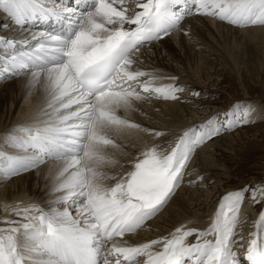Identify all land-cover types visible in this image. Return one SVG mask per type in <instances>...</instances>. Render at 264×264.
<instances>
[{"label": "snow or ice", "instance_id": "6c2138e0", "mask_svg": "<svg viewBox=\"0 0 264 264\" xmlns=\"http://www.w3.org/2000/svg\"><path fill=\"white\" fill-rule=\"evenodd\" d=\"M193 12L236 28L264 27V0H0V13L19 29L52 26L20 39L0 36V76H29L27 88L43 90L39 113L0 134V176L46 166L52 197L45 206L4 205L10 216L0 221V264H264V211L244 255L234 250L244 247L245 196L264 202V186L224 195L203 230L181 224L166 236L129 241L173 198L194 152L253 112L234 104L223 119L214 114L174 141L127 118L147 100L180 98L182 87L157 84L161 77L134 56L181 30ZM135 133L151 139L129 144Z\"/></svg>", "mask_w": 264, "mask_h": 264}, {"label": "bare ground", "instance_id": "6f19581e", "mask_svg": "<svg viewBox=\"0 0 264 264\" xmlns=\"http://www.w3.org/2000/svg\"><path fill=\"white\" fill-rule=\"evenodd\" d=\"M130 6L133 8L135 7L134 4ZM5 23L8 24V28L3 30L2 27ZM42 25H44V27H42ZM51 30L52 26L50 24L41 23L26 25L25 30H21L6 14L0 13V36H3L6 39H20L30 33L38 35L41 31ZM223 30L232 33L235 32L237 34L241 32H248V34L249 32H254L253 34L256 35L255 32H259L263 34L262 37H264V27L236 28L226 23L197 15L194 12V14L192 13L191 15L185 16L182 21L181 30L173 31L169 36L164 37L162 40L153 41L141 47L134 56V59L139 62L138 66L143 70L149 68L150 70L148 71L151 72V69H155L153 72L158 70V75L164 77V80L162 79L163 82L160 79V82L157 80V84L174 83L183 87L184 93H179L178 95L180 98L175 101L147 100L146 102L139 104L136 111L127 113V118L141 124L142 126L166 132L167 135L165 140L171 141L173 137L178 138V136L182 134V131L202 124L203 121L208 120L209 116L212 117L213 114L219 112L220 107L216 105L217 101L212 99L213 95L217 94V88H214L217 84L215 75L218 70L225 69L222 65L225 64V61L228 58H230L226 57V54L228 53L221 56V53V55H219L218 53L213 52V48H211L210 50L212 51H210L206 48L200 49L194 47L195 55L191 56L192 58H187V61H184L185 64L187 62V65L184 66L182 63L183 67H180L178 64L180 61L176 58L175 49L182 40L186 39L187 41V39L192 37L196 40L200 39L199 41H201L202 38L205 39L207 33L209 35L204 40L206 42L205 46H212L209 40V38H213L212 33L218 32L219 34L224 35ZM186 31L187 35L184 34ZM256 36H258V34ZM193 46H197V44H193ZM188 47H190V45ZM221 52L224 51L221 50ZM181 58L183 57L181 56ZM175 64L177 66H175ZM192 73L197 74V77L195 76L196 78H193L191 75ZM154 74L156 75V73ZM7 75L9 74H4L0 76V78L6 77ZM24 77L30 79L29 76ZM170 77H175L176 79L169 80ZM189 84L191 87L199 90L197 95L192 96L187 94L189 90L192 91V89L189 88ZM1 92L2 90L0 91V94L2 95ZM243 97H245V95H243ZM42 106V87L37 85L31 90L26 87L21 101L17 99V101L12 103V107L10 106V110L6 111V115H0V134L11 129L15 125L28 123L39 113ZM205 106H207V110L206 108L204 109ZM252 116L253 115H251L249 119H251ZM142 139H151V137H144L143 133H135L129 138L128 143L131 144L132 142H135L139 144ZM232 141L233 138H231V134L225 132V134L223 133V135L202 146V148L200 147V149H197L196 151H199L194 158L192 157V162L190 161L191 164L189 163L188 165L184 180L173 198L154 219H151L146 223L143 230L129 237L130 243L134 244L166 236L175 227H178L181 224H187V226L189 224L194 226L197 225L198 229L200 226L201 230L208 227V223L210 222V219H212V216L207 218L205 212L211 209L215 200H213V202L211 201L212 192H208V189H204L203 185L207 186L205 182H208L209 180L210 182L212 181L215 183V185H213L216 189L214 193L215 196L219 191L220 186L224 183L225 178H228L224 177L226 169L221 165L222 162L215 158V154L217 153L215 150L228 151V148L230 149L231 144L233 143ZM230 150L232 151L233 149ZM118 158L122 164L126 162L123 157ZM114 171L119 172L120 169L117 168ZM23 174L24 175L11 178L0 176V221L5 217L10 216V213L4 209L5 204L15 205L17 202H20L22 205L36 203L45 206L49 204L52 199L48 191L49 182L48 179H46V177L50 176L48 167L42 166L40 170H34ZM227 174L228 173H226V176ZM192 181H194V183H191ZM227 182L228 180L225 181L226 184ZM211 214H214L213 210H211ZM253 230L254 224L251 227L250 233ZM189 242H194V238H189ZM241 244H243L244 247H239L237 245L234 246V250L241 253V248L245 249L247 243L243 242Z\"/></svg>", "mask_w": 264, "mask_h": 264}, {"label": "rangeland", "instance_id": "374dc122", "mask_svg": "<svg viewBox=\"0 0 264 264\" xmlns=\"http://www.w3.org/2000/svg\"><path fill=\"white\" fill-rule=\"evenodd\" d=\"M207 18H210V17H207ZM2 28L3 30L7 29L8 24L5 23ZM251 33L252 32H249V34L248 32H245V33L241 32L237 34L235 32L232 33V32H227L225 30L224 35H221L218 32L216 33L213 32L212 33L213 38L212 39L209 38L212 46H209V45L205 46L206 42L204 40L209 35L207 33V36L205 37V39L202 38L201 41H199L200 39L196 40L192 37L187 39V41L186 39H184L180 42L179 45L176 46L177 48L175 49L176 58L178 59V61H180L178 62L180 67L181 66L183 67V65L184 66L187 65V62L185 64L184 61H187L186 60L187 58L188 59L192 58L191 56L195 55V50H194L195 48H200V49L206 48L207 50H210L211 48H213L212 49L213 52H216L219 55L222 54L221 56L228 53L226 54V57L227 58L230 57V58H228L229 60L226 58L227 60L226 59L225 60L227 62L225 61V64L222 65V67H224L225 69L218 70L217 74L215 75L217 84L214 86V88H217V91H216L217 94L213 95V98L212 97L211 98L216 100L217 101L216 105L220 107L219 109L220 111L217 112L216 114H219L220 118L223 119V114L231 110L234 104H239L242 107L251 106L253 108V112H252L253 116L251 119H249L248 123L241 124L228 131H223L219 135L221 136L223 135V133L225 134V132L227 134H231V138H233V141H232L233 143L231 142L232 144H231L230 149H233V150L231 151L229 148H228V151L214 149L217 152L215 154L216 155L215 158L220 160V162H222L221 165H223L224 168L226 169L224 177H228V178H225V181L228 180V182L226 184L224 181V183L220 186L219 191L215 194V196H214V193L216 189L213 187L215 183H213L212 181L210 182L209 180L208 182L207 181L205 182L207 186L203 185L204 189H208V192H212L211 196L213 197V199L211 197V201L213 202V200H215V203L211 207V209L205 212V214H207V218L210 216L213 217L214 214H211V210H213V213H215L220 200L227 193L240 190V189H244V188H251L253 186H264V97H263L264 95L263 94L264 93V37H262L263 34L259 32H255L256 35L258 34V36L253 34L254 32L252 34ZM193 44H197V46H193ZM213 44L214 46L215 45L216 46L214 47ZM187 45L188 46L190 45V47H188ZM222 47H224L225 49ZM221 50L224 52H221ZM181 56L183 58H181ZM175 66L177 65L175 64ZM148 70L150 69L148 68L146 71ZM151 70L153 72L155 69L154 70L151 69ZM157 71L158 70H156L153 73H156V75H158ZM191 75L193 76V78L197 77V74L192 73ZM9 76L10 75L0 78V89L2 90L1 92L2 95L0 94V115L1 114L6 115L7 113L6 111L10 110V108L12 107V103L17 101V99L21 101L22 96L25 92V88L27 87L26 86L27 81L29 80L24 76H10V77ZM158 76L161 77L160 80L164 78L160 75ZM160 80L158 81L160 82ZM166 84H172V83H166ZM189 88L192 89V91L189 90L187 94L194 96V95H197V93H199V90H196L194 87H191L190 84H189ZM181 93L183 94L184 92H181ZM243 95H245V97H243ZM153 100H156V99H153ZM161 101H165V100H161ZM205 108L207 110V106H205L204 109ZM121 114L124 115V113H121ZM209 118L211 117L209 116ZM205 121H203V123ZM219 136L212 138L210 141L206 142L204 145L213 141L215 138ZM172 139L171 141H174L176 138L173 137ZM202 146L200 147L202 148ZM200 147L198 149H200ZM198 151H195L193 158L195 157ZM226 173H228L227 176H226ZM21 175H24V174L22 173L18 176H21ZM18 176H13V177H18ZM241 211L242 212H240V217L243 223L239 226L238 233L243 235L244 239L242 242L240 241V243H243V242L248 243V241L251 239L249 237L251 227L254 224V222L258 219L260 212L264 211V202L253 203L250 199V193H248L246 194L245 200L243 201L241 205ZM15 218L16 217L12 219H15ZM210 222H211V219H210ZM210 222L208 224H210ZM188 226L197 227V225L194 226L190 224ZM199 229H200V226H199ZM245 250L246 248L245 249L241 248L240 255L244 253Z\"/></svg>", "mask_w": 264, "mask_h": 264}]
</instances>
